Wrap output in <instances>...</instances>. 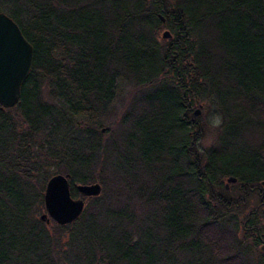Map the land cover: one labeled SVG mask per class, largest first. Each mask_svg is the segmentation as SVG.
I'll return each instance as SVG.
<instances>
[{"label":"trees","instance_id":"obj_1","mask_svg":"<svg viewBox=\"0 0 264 264\" xmlns=\"http://www.w3.org/2000/svg\"><path fill=\"white\" fill-rule=\"evenodd\" d=\"M12 4L7 15L34 63L20 103L0 107V264H264L255 258L264 203L242 217L247 199L226 200L224 186L231 177L244 190L264 182V0ZM162 31L171 38L160 41ZM122 79L143 89L123 126L133 121L142 134L149 120L158 136H129L114 167L99 111ZM43 85L56 104L43 103ZM204 99L223 124L216 145L200 151L190 117ZM78 118L89 122L85 140L72 136ZM245 136L259 150L250 157L230 151ZM62 173L86 207L53 233L40 217L47 184ZM94 183L129 198L79 194L78 184Z\"/></svg>","mask_w":264,"mask_h":264},{"label":"rangeland","instance_id":"obj_2","mask_svg":"<svg viewBox=\"0 0 264 264\" xmlns=\"http://www.w3.org/2000/svg\"><path fill=\"white\" fill-rule=\"evenodd\" d=\"M13 1L14 0H0V13L9 14V12L11 11L13 7V4H12ZM20 3L24 7V4L21 1H19L18 5L20 6ZM163 33H164L163 31L159 33L160 41H162ZM141 92H143V89L134 88L125 79L124 80L122 79L118 83V89L116 91L113 102L110 103L107 107L100 109L99 111L101 120H100V126H99L100 128L98 129V132L101 134L100 138L104 143L110 142L111 147L109 149H110V152H112L111 162L114 167H116L118 159L126 155V152H124L125 150L121 148H124V147L126 148V144H128V142L131 139V137L129 136L135 134V136L139 137L140 139L141 137L142 138L145 137V139H147V142L150 140L156 139V137L158 136V135L157 136L150 135L151 128H150L149 120L143 123L142 128L145 131L142 134L137 132V130L135 129V122L133 121H130L129 124H126L125 126H123V121H124L125 116L129 112H131L135 104L134 101ZM50 93H51V87H49L48 85H43L42 95H41L43 103H48V104L55 103ZM197 109L201 111L198 117L195 116V111ZM219 112H220L219 108L214 101H212L211 99H204L203 101L196 104L195 109L191 113L190 118L195 119V124L197 126L195 130L196 131L199 130L201 133L200 139L198 140V144H197V148L200 151H205L215 146L218 141V138H219L218 134L222 126L213 128L211 126V122H212V117L214 115L216 114L220 115ZM88 123L89 122L87 119L82 120L81 118H78L75 121L76 128L72 136L79 138V140L80 139L85 140L87 137V135L85 134V131L86 129L89 128ZM122 141H124L123 144L121 143ZM112 142H116V144ZM228 144L227 145L224 144V146L228 147ZM231 146L232 148L230 151L235 152L236 155H239V156H245V157L249 156L250 157L253 155V152L259 151V150L256 151L258 146H256L252 141H250L247 136H245V139L243 140V142H240L238 146L235 143L234 144L231 143ZM50 171L56 173L55 168L53 166H50ZM104 176H107V175L98 174L99 178H102ZM228 180H229L228 178L224 180V186L230 185L232 189L235 190V193H229L228 195H226L229 199L236 201L239 198H247L246 196H244V194H238V191H237L238 186L236 187L235 186L236 184L231 185L234 183H229ZM112 185L113 183H108V190H107L108 193L106 191V187L101 185L103 188L102 190L103 193H101L102 196H105L107 193L106 196L108 195L113 196L112 199H114L116 202H121L124 200L127 202L126 198H129V196H127L128 194H126V196L123 198L124 193H120L119 191H117L116 193L115 190L110 189L112 188ZM256 187H259L262 194H264L263 183H259ZM132 203H135V201H132V202L130 201L131 206H132ZM136 203L141 204L140 202H137V201ZM261 204L262 202L260 201L259 197H255L254 195H251L250 197H248L247 203H245V207L241 210V212L243 213L242 217L246 216L249 212H252L255 209L257 210V208L259 209ZM115 207L118 209L121 206L116 203ZM128 210L132 213L135 211V208L130 207L128 208ZM42 213L45 214V210ZM134 213H136V211ZM263 214H264V209H263ZM51 222L47 223L48 224L47 228L48 230L53 232L55 224H54V221L52 223ZM263 225H264V220H263ZM261 250H262L261 246L256 248V254H255L256 259H257V256L261 255L262 253Z\"/></svg>","mask_w":264,"mask_h":264},{"label":"water","instance_id":"obj_3","mask_svg":"<svg viewBox=\"0 0 264 264\" xmlns=\"http://www.w3.org/2000/svg\"><path fill=\"white\" fill-rule=\"evenodd\" d=\"M170 38V32L165 31L163 39ZM33 63V47L18 25L8 15L0 13V107L2 110L14 108L20 103L22 88L30 75ZM200 113L201 111L197 109L195 116L198 117ZM228 181L236 183L237 179L231 177ZM77 190L82 197L93 198L99 197L103 188L99 183L78 184ZM44 203L46 213L40 217V221L43 223L54 221L59 226L75 222L86 207L83 198L72 196L69 174H57L50 179L45 190Z\"/></svg>","mask_w":264,"mask_h":264},{"label":"flooded vegetation","instance_id":"obj_4","mask_svg":"<svg viewBox=\"0 0 264 264\" xmlns=\"http://www.w3.org/2000/svg\"><path fill=\"white\" fill-rule=\"evenodd\" d=\"M235 184H237V183H234V184H231V185H235ZM237 188H238L237 189L238 194H244L247 197L246 199H248V197H250L251 195H254L255 197H259L260 201L262 203H264V194H262V192H261L259 187L249 188L247 190H244V189H242L240 187H237ZM225 191L227 193L226 195H228L229 193H235V190L232 189V187L230 185H226L225 186ZM226 198H227L226 200H228L227 196H226ZM239 200H242V198H239L238 201ZM257 210H258V208H257ZM252 212H256V210H254ZM252 212H249L248 214H250ZM258 237H259V241H260L261 247L263 248L264 247V237L262 235H258ZM261 252H262V255H263V258H264V250L263 251L261 250Z\"/></svg>","mask_w":264,"mask_h":264},{"label":"clouds","instance_id":"obj_5","mask_svg":"<svg viewBox=\"0 0 264 264\" xmlns=\"http://www.w3.org/2000/svg\"><path fill=\"white\" fill-rule=\"evenodd\" d=\"M222 116H220L219 114H216L212 117V122H211V126L213 128H217L220 127L222 124Z\"/></svg>","mask_w":264,"mask_h":264}]
</instances>
